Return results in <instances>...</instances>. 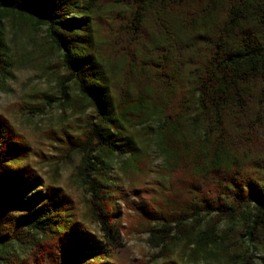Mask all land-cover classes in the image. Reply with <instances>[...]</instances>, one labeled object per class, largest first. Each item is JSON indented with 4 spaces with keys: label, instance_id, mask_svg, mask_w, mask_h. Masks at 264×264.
Masks as SVG:
<instances>
[{
    "label": "trees",
    "instance_id": "16d2710c",
    "mask_svg": "<svg viewBox=\"0 0 264 264\" xmlns=\"http://www.w3.org/2000/svg\"><path fill=\"white\" fill-rule=\"evenodd\" d=\"M29 42L57 58L32 114L84 121L47 162L0 113V264H124L118 204L146 264H264V0H0V76Z\"/></svg>",
    "mask_w": 264,
    "mask_h": 264
},
{
    "label": "rangeland",
    "instance_id": "374dc122",
    "mask_svg": "<svg viewBox=\"0 0 264 264\" xmlns=\"http://www.w3.org/2000/svg\"><path fill=\"white\" fill-rule=\"evenodd\" d=\"M43 35L40 31L35 40ZM35 40L33 42H35ZM10 44V43H9ZM12 46V45H10ZM28 48L34 49L32 58L30 61L25 62L19 68L8 69L6 72L8 75L0 76V113L9 117L12 124L19 128L28 139L29 144L33 150L38 153L42 158H47L49 162L56 158L53 151V146H50L49 141L45 139V135L49 131H54L57 135L61 136L62 129L77 128L84 118L72 117L68 112H61L59 107H51L42 115L32 114L30 108H33L28 104V97L30 95H54V91L57 84V78L55 74H52L56 70L57 58L55 55L48 53L49 59L47 66L41 68L37 61L43 52L39 51L33 43H28ZM150 152L153 154V147L150 146ZM72 162L61 165L60 170V186L66 188L75 198L81 199L83 191L79 186L74 183L70 174L73 171L74 166L77 163V158L72 157ZM43 159L35 158L37 166L40 168L41 173L48 170L47 162ZM153 165L160 166V161L153 156ZM119 212L121 214L120 220L115 223L118 228L117 242L122 251L118 254L121 261L124 264H146L149 263L152 254L155 251L151 250L146 243V234H127L122 229L121 225L123 216H125V210L123 205L118 204ZM91 231L97 235L101 233L96 227L91 226ZM179 248H177V253ZM256 262H260L262 253H256ZM198 264H204L199 262Z\"/></svg>",
    "mask_w": 264,
    "mask_h": 264
}]
</instances>
